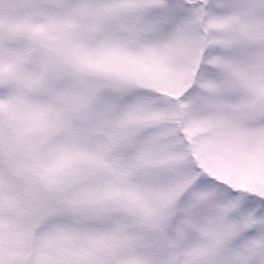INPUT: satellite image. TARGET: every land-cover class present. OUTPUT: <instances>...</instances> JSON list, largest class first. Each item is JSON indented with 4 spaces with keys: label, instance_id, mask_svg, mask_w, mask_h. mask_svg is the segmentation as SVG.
Instances as JSON below:
<instances>
[{
    "label": "snow or ice",
    "instance_id": "1",
    "mask_svg": "<svg viewBox=\"0 0 264 264\" xmlns=\"http://www.w3.org/2000/svg\"><path fill=\"white\" fill-rule=\"evenodd\" d=\"M16 145L0 264H264V0H0Z\"/></svg>",
    "mask_w": 264,
    "mask_h": 264
},
{
    "label": "rangeland",
    "instance_id": "2",
    "mask_svg": "<svg viewBox=\"0 0 264 264\" xmlns=\"http://www.w3.org/2000/svg\"><path fill=\"white\" fill-rule=\"evenodd\" d=\"M71 91L73 97L84 94L82 89L74 87ZM64 107L70 111V102H65ZM4 130L9 135H13V130L7 124ZM27 163L28 161L21 145H16L15 150L10 155L6 154L4 157H0V177L5 181L0 191L7 192L10 185L13 197L11 201L0 202V218L10 220L13 225L12 229L5 227V235H9L10 232H14L22 226L24 218L17 213L18 202L30 207L31 192L34 188L39 187V180L35 175L32 176L31 180L28 179L25 173Z\"/></svg>",
    "mask_w": 264,
    "mask_h": 264
}]
</instances>
